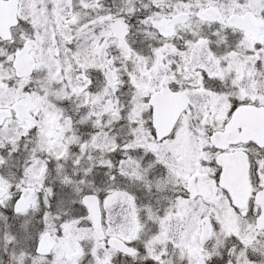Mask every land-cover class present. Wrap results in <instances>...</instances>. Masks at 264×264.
Segmentation results:
<instances>
[{"label":"snow or ice","instance_id":"obj_1","mask_svg":"<svg viewBox=\"0 0 264 264\" xmlns=\"http://www.w3.org/2000/svg\"><path fill=\"white\" fill-rule=\"evenodd\" d=\"M0 264H264V0H0Z\"/></svg>","mask_w":264,"mask_h":264}]
</instances>
